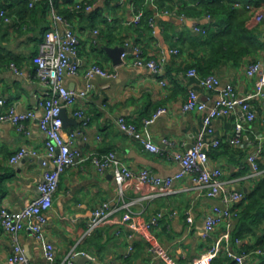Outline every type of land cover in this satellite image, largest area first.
<instances>
[{
	"label": "crops",
	"instance_id": "0c3cea01",
	"mask_svg": "<svg viewBox=\"0 0 264 264\" xmlns=\"http://www.w3.org/2000/svg\"><path fill=\"white\" fill-rule=\"evenodd\" d=\"M26 1L0 0V10H5L8 17L5 20L0 16V99L7 100L0 110L13 106L21 113L34 110L37 116L25 122V130H19L10 121L0 122V207L14 210L38 195L46 154L45 135L38 121L43 114L38 102L45 88L35 76L32 57L39 51L45 31L51 27L50 3L42 0L24 11L22 3ZM84 1L94 4L93 9L77 12L73 10L75 0H54L57 10L70 20L81 41L80 70L77 74H66L62 82L76 91L86 90L90 84L86 96L66 109L68 120L64 131L75 133L73 146L82 155L116 151L133 170L147 168L158 176L174 175L181 169L176 155L192 145L203 124L202 112L182 108L189 89H195L208 107L214 105L228 83L234 85L239 96L253 93L258 75L249 76L246 70L253 60L264 61V52L250 53L239 62L225 59L213 71L220 79L219 85L207 89L188 76V66L202 61L207 54L202 34L195 31L194 23L206 27L214 19H207V14L185 19L162 14L156 17L154 29L143 31L141 25L132 21L131 5H137L136 0H127L122 5L118 0ZM243 1L264 9V0ZM147 4L143 7L147 5L156 14L154 5ZM175 8L180 12L178 5ZM248 10L245 26L264 41V23L257 22L253 11ZM138 44L146 57L154 58L164 52L166 62L162 73L133 65L130 57L123 64L114 65L105 49L119 45L132 48ZM174 49L179 52L175 53ZM93 63L115 70L116 76H94L87 80L84 71ZM252 104L257 118L251 122L242 118L239 108L213 120L212 135L220 138L221 143L209 151V167L222 169L226 189L243 193L245 197L264 178V99L255 97ZM159 108L165 111L155 116ZM75 110L84 112L86 124L75 116ZM120 117L134 123L142 137L157 144L160 151H151L141 139L122 130L118 124ZM236 120L246 126L241 144L229 142L235 134ZM21 147L38 150V156L29 154L12 163L11 156ZM259 148L260 170L255 173L248 155ZM149 191L150 196H146L136 179L119 186L112 169L100 172L91 161L77 163L60 176L43 237L38 240L30 230L21 231L24 251L33 264H63L79 253L94 257L87 264H169L151 251V245L156 243L166 251L172 264H193L227 231V223H221L210 238L203 237L205 219L214 205H226L220 196L209 197L207 189L200 187L193 175L178 180L172 193L165 194L162 187L155 185ZM104 202L109 203L111 212L103 223L93 228L94 212ZM240 202L232 204V208ZM154 215H159L158 224L147 235L129 225L133 220L147 221ZM49 243L54 247L53 261L46 256ZM262 244L264 211L253 213L242 224L234 217L231 239L224 242L220 252L227 255L225 264H235L227 249L249 250L246 251L251 255L249 264H264V252H259ZM12 254L11 239L0 222V264H11Z\"/></svg>",
	"mask_w": 264,
	"mask_h": 264
},
{
	"label": "built area",
	"instance_id": "2783aa9c",
	"mask_svg": "<svg viewBox=\"0 0 264 264\" xmlns=\"http://www.w3.org/2000/svg\"><path fill=\"white\" fill-rule=\"evenodd\" d=\"M29 7H34L39 1L42 0H28ZM127 0H118L119 4H124ZM151 2L155 7L156 14L150 18L149 25L154 29L156 17L162 14L176 15L181 19H185V14H180L175 9H160L154 0H146ZM50 3V19L51 27L44 33L43 40L40 45L39 51L32 57L35 64V76L38 81L44 86L43 98L39 100V104L43 107V114L38 117L39 126L45 135L46 154L42 160L45 169L43 172L42 181L38 184V195L29 200L20 209H10L9 207H0V222L3 230L9 235L12 243L13 254L10 256L11 264H33L30 258L26 255L24 248L20 241V233L22 230H30L36 239L43 237V227L47 222L48 212L53 207L54 195L59 186L61 174L69 167L84 161H91L95 167L104 172L107 169H112L115 182L122 186L123 183L130 179H136L142 184L143 191L146 196H150L149 188L151 185L162 187L165 194L174 192V184L186 175H193V180L200 186L207 189V195L211 198L222 197L225 202V207L214 205L212 212L207 215L204 223L203 237L210 238L215 227L221 223H227V231L212 244L207 253L199 257L193 264H212L214 258L219 254L223 248L224 242L228 243L231 239V220L237 216V211L232 208V204L241 201L245 198L243 193L238 191H228L222 180V169L220 167H209V151L220 145L221 140L212 135V122L215 118L228 116L233 113L237 108L242 113V118L246 122H251L257 118V113L253 107L252 99L261 97L264 99V61L253 60L247 67V74L249 76L258 75L256 82V89L253 93L239 96L235 91L232 83L226 84L221 91L220 96L213 106L208 107L198 95V92L191 88L189 89L187 99L183 102L182 108L185 111H199L203 115V124L192 145L184 152L176 155L177 160L181 165V169L172 176H158L147 168L133 170L128 167L119 157L116 151H110L105 154H92L82 155V153L75 148L74 139L75 133L67 134L64 131V122L62 118V110L72 107L76 100L80 97H85L90 84L86 90L76 91L66 87L62 80L66 74H77L80 70V37L73 29L70 20L61 14L54 3V0H49ZM241 7V2L236 3ZM94 4L84 1L75 0L73 10H92ZM247 9L253 11L254 18L257 22L264 23V9H256L253 4L246 3L244 5ZM133 13L132 21L140 23L145 10L143 7L131 5ZM0 16L8 20L6 11L1 9ZM210 14H207V19ZM195 31L206 34V27L194 23ZM128 46V45H127ZM178 53V49L173 50ZM131 59L133 65L148 67L157 74L164 70L166 56L162 51L157 57L147 58L144 55V50L140 45L132 47L129 52L122 54L123 61L127 58ZM17 70V68L12 64ZM94 76L103 78H113L116 76L115 70H109L104 66L93 63L88 66L84 71V77L90 80ZM188 76L194 77L197 83L207 89H214L219 85L220 79L214 74L201 75L197 67H191L188 70ZM163 83L165 81H162ZM7 104V100L0 99V106ZM165 111L164 108H159L155 113L158 116L161 112ZM75 116L83 119L86 124L84 112L81 110L74 111ZM37 118L34 110L26 112H18L13 106L8 109L0 110V122L10 121L15 124L19 130H25V122ZM264 120V118H263ZM150 120L146 119V122ZM120 128L131 135L141 139L143 144L151 151H160V147L143 138L137 131L134 123L128 122L126 118L120 117L118 119ZM246 126L243 121L236 120L235 134L229 139L231 144H241L243 142L244 131ZM168 143L167 139H164ZM260 148L255 152L248 155V160L251 163L252 169L258 173L260 166L258 163V155ZM38 156V150L33 148L21 147L10 158L12 163L20 161L26 155ZM111 207L109 203L104 202L94 212V219L91 227H96L103 223L109 216ZM189 221L192 220L191 216L187 217ZM34 220L28 223L29 220ZM159 215H154L147 221L133 220L129 223L130 226L136 228L144 235L151 230V228L158 224ZM239 241V240H237ZM132 248V247H131ZM228 255L233 258L235 264H249L251 258L249 252H234L229 249ZM151 251L163 258L169 264L170 259L163 248L153 243ZM259 252H264L260 250ZM89 258L94 259L89 253H82ZM46 256L49 260H54L55 253L52 244L46 246ZM63 264H73V256L68 258Z\"/></svg>",
	"mask_w": 264,
	"mask_h": 264
},
{
	"label": "trees",
	"instance_id": "16d2710c",
	"mask_svg": "<svg viewBox=\"0 0 264 264\" xmlns=\"http://www.w3.org/2000/svg\"><path fill=\"white\" fill-rule=\"evenodd\" d=\"M47 1L49 3V0ZM136 1L137 6L140 7L147 4L146 0ZM154 2L160 9L171 10L174 5H178L180 7L179 13L185 14L186 17H201L210 14V21L214 19L212 23L206 25V34H202V42L207 51L206 57L203 58L202 61L188 66L189 68L194 66L197 67L201 75L213 73L214 69L223 64L225 59H232L235 62H239L238 60H240L241 57L247 56L248 54L250 55V53L264 52V41H261L257 37L254 30L251 31L245 26V19L247 18L246 13L249 11L244 6L248 3L246 1L154 0ZM237 2H241L243 6H237ZM22 4V9L24 11L29 10V1ZM147 5L143 7L145 13L140 23H138L141 25L143 31H151L152 27L149 25V20L155 15L153 10L147 8ZM234 210L237 211L236 217L241 224L249 220L253 213L264 211V178L259 180L255 190L249 194L248 197H245L242 202L237 204ZM260 247L264 250L263 244ZM225 257L227 258V255L222 256L220 252L214 258L212 264H225Z\"/></svg>",
	"mask_w": 264,
	"mask_h": 264
},
{
	"label": "water",
	"instance_id": "95a60500",
	"mask_svg": "<svg viewBox=\"0 0 264 264\" xmlns=\"http://www.w3.org/2000/svg\"><path fill=\"white\" fill-rule=\"evenodd\" d=\"M105 49L108 52V54L111 56L114 65L118 66V65L123 64L122 54L124 52L131 51L132 48L119 45V46H114V47L106 46ZM62 118H63L64 124H66L68 120V116H67L65 108L62 110ZM73 260L75 261V264H87L89 263L90 258L87 255L79 253V254L74 255Z\"/></svg>",
	"mask_w": 264,
	"mask_h": 264
}]
</instances>
